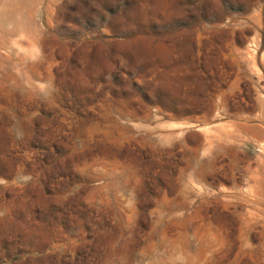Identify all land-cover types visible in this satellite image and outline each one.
<instances>
[{
    "label": "rangeland",
    "instance_id": "obj_1",
    "mask_svg": "<svg viewBox=\"0 0 264 264\" xmlns=\"http://www.w3.org/2000/svg\"><path fill=\"white\" fill-rule=\"evenodd\" d=\"M0 264H264V0H0Z\"/></svg>",
    "mask_w": 264,
    "mask_h": 264
}]
</instances>
